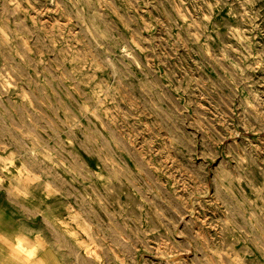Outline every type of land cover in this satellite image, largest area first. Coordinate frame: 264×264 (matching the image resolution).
Returning <instances> with one entry per match:
<instances>
[{"label": "rangeland", "instance_id": "rangeland-1", "mask_svg": "<svg viewBox=\"0 0 264 264\" xmlns=\"http://www.w3.org/2000/svg\"><path fill=\"white\" fill-rule=\"evenodd\" d=\"M0 264H264V0H0Z\"/></svg>", "mask_w": 264, "mask_h": 264}]
</instances>
